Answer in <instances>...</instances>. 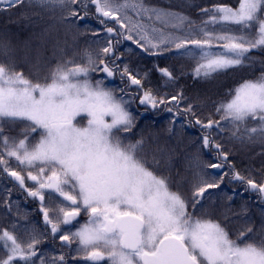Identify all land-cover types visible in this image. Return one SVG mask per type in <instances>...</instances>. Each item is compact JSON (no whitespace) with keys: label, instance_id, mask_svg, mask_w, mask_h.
<instances>
[{"label":"snow or ice","instance_id":"1","mask_svg":"<svg viewBox=\"0 0 264 264\" xmlns=\"http://www.w3.org/2000/svg\"><path fill=\"white\" fill-rule=\"evenodd\" d=\"M14 9L25 21L58 19L77 32L85 21L93 36L104 33V43L93 42L97 51L84 64L66 57L59 38H49V28L34 33L37 42L26 40L19 51L0 43V175L40 202L45 229L33 228L27 239L16 234L15 223L12 230L0 229V264H69V258L75 264H264V223L259 232L250 219L230 229L206 211L210 190L221 189L226 177L264 198V175L238 171L217 139L227 133L240 144L259 145L264 157V70L202 118L182 90L165 96L146 88L119 50L124 41L150 56L176 50L192 62L194 79H214L251 66L254 50L264 53V0L200 6L199 21L149 0H0V12ZM90 21L101 27H90ZM18 61L37 70L34 79L18 69ZM158 70L166 83L175 82L168 68ZM92 73L104 76L93 83ZM117 76L123 87L106 86ZM137 104L145 112L171 113L170 134L177 121L181 128L198 127L199 154L186 166L191 179L185 184L172 185L171 153H149L142 134L127 135L136 128ZM78 117L86 126H79ZM204 154H214L215 162H201ZM0 191L11 212L12 189ZM46 192L62 198L57 209L45 205ZM81 211L87 223L61 231ZM45 235L59 239L67 252L45 253L39 248Z\"/></svg>","mask_w":264,"mask_h":264},{"label":"rangeland","instance_id":"2","mask_svg":"<svg viewBox=\"0 0 264 264\" xmlns=\"http://www.w3.org/2000/svg\"><path fill=\"white\" fill-rule=\"evenodd\" d=\"M149 2L157 7L170 9L172 11L181 12L188 15L193 20L199 21L201 13L199 12L200 6H210L213 3H228L235 6L238 0H149ZM14 12H19L14 9L9 14H14ZM39 21L34 23L33 21ZM33 21L27 25L28 29H37L38 33L43 31L45 28H49L48 33L49 38H59L60 43L67 41L65 44H60L62 48L66 49L71 45L73 49L76 47L77 55L81 58H74L71 56L72 60L76 63L84 64L86 63V57L88 53L95 54L97 51V45L93 42L96 41L99 44H103L104 41L101 37L104 35L103 32L100 36H93L90 31L86 30L83 25L85 21H80L77 25L80 31L77 32L75 29L68 30L65 25L62 24L58 19H49L45 17L44 19H39L33 17ZM33 25V26H31ZM90 27L99 29L101 26L95 21L89 22ZM25 32L26 30L23 29ZM31 32V31H29ZM34 32V31H33ZM53 34L51 36L50 34ZM55 42V40L53 39ZM51 48V47H50ZM120 53L122 54V61L126 63L134 74H138V77L142 79L144 86L150 87L154 92L165 96H171L179 91H183L186 101L191 102L203 116H207L213 112L215 105L219 102L230 99V93L243 83L246 79H256L260 76L261 71L264 70V53L253 51L249 55L255 57L254 62L251 66H243L238 68L228 69L223 73L218 74L214 79L211 80H198L194 79L191 75L192 62L186 58L178 57L176 50L171 52H166L160 56H150L142 49L138 48L131 41H124L119 46ZM66 57L68 52L65 53ZM70 59L69 57H67ZM55 61H53V64ZM51 67V65H49ZM159 68H168L177 77L174 83H166V78H164L160 72ZM18 69L23 70L25 76L30 78H35L34 73L37 71L30 64H25L18 61ZM41 76L46 75V72H40ZM146 74V75H145ZM92 81L95 83L96 79L104 76L103 73H92ZM113 82L106 81V86L112 88L123 87L124 84L119 80L117 76ZM133 111L137 112V123L136 128L133 129L132 134L136 135L137 132L145 137L146 147L151 153L156 148L164 149L165 151L173 155L172 165L173 171L171 172L172 185L175 188L177 183L185 184L189 179H191V173L186 171V166L188 162L196 157L199 153L197 149L199 147V137L201 135L197 126L189 127L188 132L187 127L181 128L180 122L173 126V134H170L167 129L169 128V120L172 117L171 113H167L161 110H156V112L148 111L145 112L144 108L137 105H133ZM146 113L147 115L144 119L140 120L139 112ZM79 126H86V120L78 117ZM140 120V121H139ZM146 128L149 130L144 132ZM127 135H131L128 133ZM228 134L225 133L223 137H218V142L223 145L224 151L229 153V161H231L235 168L242 174H248L251 172L253 176L257 179L261 175H264V170L261 169V165L264 164V157L258 155L261 151L259 145H247L240 144L233 140L227 138ZM138 138V137H137ZM174 150V151H173ZM212 160L215 162V155L212 157L204 154L201 156V162ZM20 171L21 169H17ZM224 170H227V166ZM211 172H216L210 169ZM221 171V170H218ZM177 174V176H175ZM174 181V182H173ZM27 184L31 186V182L27 181ZM10 180L6 176L0 175V189L5 186L8 188L14 187L10 185ZM228 178H225V184L221 185V189L210 190L212 200L207 202V213L213 218L220 220L223 224H226L230 229L240 226L244 219H250L254 232H259L261 224L264 223V203L262 198L257 193H250L245 191L244 185L242 187L238 186V182H232L228 184ZM187 195V191H184ZM209 193H205L207 197ZM231 195L232 199L229 200L228 196ZM20 193L17 191L14 196L7 198V203L11 205V212L8 211L5 206V193L0 191V229L12 230V225L15 223V232L19 237L27 239V233L33 228L37 232H43L44 225L42 223H32L29 220L30 213L25 216V214L18 208H20ZM50 209H57L60 205L56 201H50ZM199 209V205L197 206ZM212 211L211 212H209ZM84 218L75 223L74 227L69 228L75 231L79 226L84 225L89 220V216L84 212ZM214 212V213H213ZM227 213V219L224 218V214ZM51 214V211H50ZM55 211H52L51 216H55ZM12 217V218H11ZM235 222V223H234ZM61 231L67 230L60 226ZM59 235V233L57 234ZM260 237L257 235L256 239ZM247 239V237L245 238ZM60 240H53L51 236L45 235L43 242L39 246L45 253L59 255L61 252H67L66 249H61L58 245ZM77 244L74 242L72 248L75 249ZM69 258V257H66ZM69 264H75L69 258Z\"/></svg>","mask_w":264,"mask_h":264},{"label":"trees","instance_id":"3","mask_svg":"<svg viewBox=\"0 0 264 264\" xmlns=\"http://www.w3.org/2000/svg\"><path fill=\"white\" fill-rule=\"evenodd\" d=\"M32 21H25V20L21 19L19 12H14V14H12V15L9 14V12H0V43H6L9 45L10 48H14L17 51H19V49L23 45V42L26 40H32V42L35 44L37 41L35 40L34 33L38 34V31H37V29H28L27 28V25H29V23ZM31 26H33V25H31ZM23 29L26 31L24 32ZM29 31H31V32H29ZM50 35L54 37V35L52 33ZM50 39H53V38L50 37ZM61 41L62 42L60 44L66 45V43L63 40H61ZM50 47H52L51 44H49L48 50L46 51V57L51 56V48ZM60 47H61V45H60ZM71 48L72 49H69V47L64 49L65 53L68 52L67 57H69L70 59H72V58L69 55V53L72 55L73 58H74V55L75 54L77 55V53H78V52H76V47L73 49V47L71 45ZM77 58L79 59V58H81V56L77 55ZM2 59L3 58L0 57V60H2ZM141 107H143V106H141ZM140 114H142V116L140 117V120H142L144 118L143 114L145 115L146 113H142L140 111ZM144 129H146V128H144ZM148 130L146 129V130H144V132L147 133ZM149 133H150V130H149ZM131 135H133V134L131 133ZM175 176H177V174ZM172 180L176 181L175 178ZM228 184H230V183H228ZM238 186L242 187L243 185L239 184ZM249 192L254 193L250 190H249ZM263 203H264V198H263ZM209 212L212 213V211H210V210H209Z\"/></svg>","mask_w":264,"mask_h":264},{"label":"flooded vegetation","instance_id":"4","mask_svg":"<svg viewBox=\"0 0 264 264\" xmlns=\"http://www.w3.org/2000/svg\"><path fill=\"white\" fill-rule=\"evenodd\" d=\"M8 179L11 180V178H8ZM26 184H27V182H26ZM17 189H19V188L17 187ZM19 193L21 195L20 196V200H21L20 207H21L22 211L24 212L25 216L30 213V217L32 218L30 220V222L39 223V224L42 223L43 224V216H42V214L40 212V202L38 200H34L32 197L27 196V193L24 192L21 189H19ZM59 200H62V198L57 197L55 199H52V198L49 197L48 193L46 192L44 203H45L46 206H48L50 201L58 202ZM65 203H67V202H65ZM48 207L51 208L50 206H48ZM49 215L50 216L52 215V211H51V214L49 212ZM83 218H84V216H83V213L81 212L80 213V218H79L78 221H80ZM63 227L66 228V229L70 228V227H65V226H63ZM71 227H73V225Z\"/></svg>","mask_w":264,"mask_h":264},{"label":"water","instance_id":"5","mask_svg":"<svg viewBox=\"0 0 264 264\" xmlns=\"http://www.w3.org/2000/svg\"><path fill=\"white\" fill-rule=\"evenodd\" d=\"M78 218V217H77ZM74 222V221H73Z\"/></svg>","mask_w":264,"mask_h":264}]
</instances>
